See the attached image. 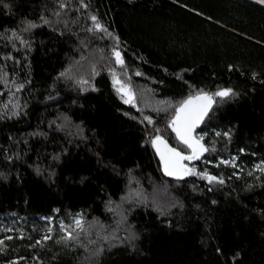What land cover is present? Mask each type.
Instances as JSON below:
<instances>
[{"label": "trees", "instance_id": "16d2710c", "mask_svg": "<svg viewBox=\"0 0 264 264\" xmlns=\"http://www.w3.org/2000/svg\"><path fill=\"white\" fill-rule=\"evenodd\" d=\"M4 2L0 264H264V173L256 168L264 160V8L247 0ZM92 15L107 32L87 31ZM115 38L123 68L111 53ZM109 69L130 85L134 104L121 99ZM221 87L236 94L216 97L195 132L216 151L187 166L223 184L164 177L145 133L158 128L186 152L168 127L174 106ZM213 130L231 131L230 140ZM233 156L234 164L221 162ZM76 214L84 230L60 239L61 221L75 228ZM132 233L134 248L119 243Z\"/></svg>", "mask_w": 264, "mask_h": 264}, {"label": "snow or ice", "instance_id": "6c2138e0", "mask_svg": "<svg viewBox=\"0 0 264 264\" xmlns=\"http://www.w3.org/2000/svg\"><path fill=\"white\" fill-rule=\"evenodd\" d=\"M131 2V0H129ZM258 3L264 4V0H257ZM81 6L87 7L83 3V0H80ZM0 4L3 5L4 9L10 10V5L5 3L4 0H0ZM56 4L58 5L59 9H65L67 7V3L65 0H56ZM60 12L56 9H52V15L59 17ZM41 19L44 21V23L49 24L50 21L48 19H45L43 16ZM91 21L93 22V27L88 28L87 31H98V32H107V29L104 28L99 22L98 18L95 15L90 16ZM66 23V21H65ZM36 25L29 22L28 27H35ZM27 30V29H26ZM111 35V34H109ZM117 43L111 48L112 56L115 58V63L120 65L122 68L125 66V61L122 57V53L118 48L119 39L115 38ZM23 42V41H22ZM231 65H229V68L231 69ZM110 72L113 73V84L116 87V91L121 94V99H123L125 104H134V92L132 91L129 84L122 81L120 78H118L115 75L114 69H109ZM67 73V70L65 72L60 73L59 75L61 77L65 76ZM137 75H140L139 72L136 73ZM252 78H256V73L254 72L252 74ZM80 83L84 84L87 83V81L80 79ZM22 87V85H21ZM235 91L231 87H221L218 88L215 92H206L203 89H198L193 93H190L187 97H185L183 100H181L177 105L174 106L172 115L168 119V127L171 128L172 132L175 133L177 140L181 145H183L187 151H183L176 147H171L168 142L163 138V136L160 135V129H155V135H150L149 133H145L146 137H148L151 141L152 147L155 149L156 154L159 156L161 166L163 168L164 173L167 176L176 177L177 179H182L183 177L189 176V175H199L205 179H207L209 182L212 181H218L220 184H223V179L218 178L217 176L210 175L207 170L197 172L194 168H189L184 162L188 160H198L200 157L205 153L209 151H216L215 144L213 143L211 147L203 143L204 135H194V130L198 127V125L201 124L205 120L206 116H210V110L212 109V106L215 102L216 97L220 98H229L232 95H235ZM127 115V113H125ZM145 121H147L148 124H153V119L151 116H145L143 118ZM215 131V130H213ZM206 135V133H205ZM215 135L217 137L223 136L225 138H228L230 140L231 138V131H224L219 132L215 131ZM240 152H244L245 149L241 148L239 149ZM255 155V153H253ZM7 159L11 160L12 157H7ZM236 157H231L230 159H223L221 162L225 165H228L230 163L235 162ZM256 168L264 173V160L261 161L260 164L256 165ZM39 171V169H38ZM251 175V173H249ZM2 175V173H0ZM109 203H111L109 201ZM215 203V201H213ZM58 211V210H54ZM45 219L51 220V217H46ZM83 220L80 216V214H76L72 217V224L75 225V228H72V225H65L63 221L60 223V230L66 232V237H61L60 239H76L78 238L80 232H77L76 229H79L80 231H83ZM71 229V230H69ZM8 231H12V229H7ZM53 229L51 227L48 228V232L51 233ZM99 235V233H98ZM13 237L8 236L6 239H12ZM21 239H23V234L20 236ZM52 237L50 235H44L41 237L40 240L35 241V244H41L42 241H46L51 239ZM104 240H107L108 237L104 236ZM138 239L135 233L130 234L126 241H120L119 243L121 245H127L130 248L135 247V240ZM2 243V241H0ZM90 243H93V241H90ZM33 245H29V247H32ZM115 246V245H113ZM102 249H97V252H100ZM0 251H3L2 248H0ZM217 253H220V249H216ZM236 256H239V253H236ZM20 259H23V257H20ZM235 259V257H233ZM8 264H15V261H8Z\"/></svg>", "mask_w": 264, "mask_h": 264}, {"label": "water", "instance_id": "95a60500", "mask_svg": "<svg viewBox=\"0 0 264 264\" xmlns=\"http://www.w3.org/2000/svg\"><path fill=\"white\" fill-rule=\"evenodd\" d=\"M247 1H249V2H251V3H253V4H255V5H257V6H260V7H262V8H264V4H260V3H258L257 2V0H247ZM206 118V117H205ZM203 122H201V124H202ZM200 124V125H201ZM200 125H198V127L194 130V135H195V132L198 130V128L200 127ZM171 129V128H170ZM172 131V130H171ZM174 135H175V133L174 132H172ZM175 137H176V135H175ZM177 139V138H176ZM153 148V147H152ZM153 152H154V154H155V156H156V158L158 159V162H159V164H160V169H161V172H162V174H163V176L164 177H166V178H168V179H171V180H174V181H177V180H183V179H185L186 177H183L182 179H177L176 177H171V176H167L165 173H164V171H163V168H162V166H161V163H160V159H159V156L156 154V151H155V149L153 148ZM194 160H188V161H185L184 163L187 165V163H190V162H193Z\"/></svg>", "mask_w": 264, "mask_h": 264}, {"label": "rangeland", "instance_id": "374dc122", "mask_svg": "<svg viewBox=\"0 0 264 264\" xmlns=\"http://www.w3.org/2000/svg\"><path fill=\"white\" fill-rule=\"evenodd\" d=\"M117 86H115V88H116Z\"/></svg>", "mask_w": 264, "mask_h": 264}]
</instances>
